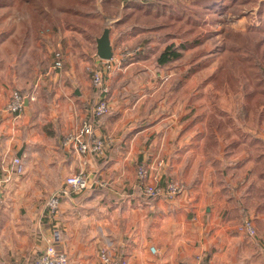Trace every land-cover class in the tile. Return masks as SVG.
<instances>
[{"label":"crops","instance_id":"0c3cea01","mask_svg":"<svg viewBox=\"0 0 264 264\" xmlns=\"http://www.w3.org/2000/svg\"><path fill=\"white\" fill-rule=\"evenodd\" d=\"M98 39L93 56L67 41L60 70L53 68L55 53L41 56L34 69L44 72L39 80L48 104L40 98L18 116L1 114L0 264H34L49 245L69 264H102L104 248L126 264H196L198 256L204 264H264V121L260 126L254 108L243 115L245 99L235 114V136L220 138L207 126L211 109L206 118L199 112L206 104L195 97L194 85H176L175 96L169 93L174 85L152 83L165 66L157 64L163 51L145 50L109 75L112 111L94 122L98 137L114 141L104 155L83 158L62 143L63 172L47 161L58 147L53 123L60 122L65 135L93 115L99 96L86 68L98 62ZM111 44L115 55L113 39ZM31 88L0 85V110L14 91ZM15 157L25 162L22 175ZM138 164L153 169L149 181L164 186L178 180L185 193L174 201L146 198ZM81 171L91 188L66 194L67 177ZM56 192L61 206L53 217L47 201ZM245 220L253 222L255 235L240 229Z\"/></svg>","mask_w":264,"mask_h":264},{"label":"rangeland","instance_id":"374dc122","mask_svg":"<svg viewBox=\"0 0 264 264\" xmlns=\"http://www.w3.org/2000/svg\"><path fill=\"white\" fill-rule=\"evenodd\" d=\"M71 3L74 5L72 10L55 9L48 18L46 15L49 11L46 10L42 12L40 18L38 11L35 10L32 15L25 5L20 6L19 0H0V85L7 87L32 85V90L39 83L36 101L42 98V102L46 105L48 98L44 96L48 93H43L39 80L44 72L34 69L39 65L37 61L40 57L53 56L57 51L64 52L69 48L67 41L73 43V46L81 47L84 56L87 54L93 56L95 39L100 38L108 28L104 24L101 3L99 0H75ZM250 9L246 6L241 8L239 3L229 4L225 9H220L222 11L217 15L220 20L198 32L201 35L198 44L187 42L191 41L195 34L184 38L160 37L149 30L131 32L127 25L116 24L109 28L110 39H113L114 47L117 48L115 54L117 57L126 51L145 53V50L147 52L150 49L151 52L160 54L172 44L180 46L182 43H188L182 57L164 67H158V72L155 73L157 76L154 77L156 81L153 78L151 81L153 84L155 82L158 85H165L167 89L169 85H174L170 86L172 90L176 85H194L195 97L206 104L199 112L206 113L204 115L206 118L211 109L207 123L209 130L211 128L212 131L219 133L220 138L227 137L228 140L231 136L234 137L236 130L239 129L240 124L237 123L235 114L240 113L239 105L245 101L243 87L250 88L251 85L242 70H247L249 59L254 63L260 58L261 53L256 55L255 46L264 38L258 29L260 21L256 15L257 8ZM78 34H82V38ZM69 35L73 36L69 38ZM135 58L136 56L133 57ZM129 60L131 59L123 60L122 64ZM154 62L153 66H155ZM86 72L91 80L89 67L86 68ZM146 79H140V83L145 82ZM173 92H176L175 96H177L178 91L169 89V93ZM259 99L264 103V96L258 95L255 97L256 104ZM209 105L210 108H207ZM251 108H254V113L260 115L261 126L264 121V105L257 104L253 107L252 104ZM205 125L206 123L204 127ZM58 126L60 127V122L52 125L57 134V151L46 155V159L60 174L63 172L61 170L64 163L63 159L62 162L60 161L61 144L72 130L69 128L64 135Z\"/></svg>","mask_w":264,"mask_h":264},{"label":"trees","instance_id":"16d2710c","mask_svg":"<svg viewBox=\"0 0 264 264\" xmlns=\"http://www.w3.org/2000/svg\"><path fill=\"white\" fill-rule=\"evenodd\" d=\"M20 6L26 8L33 15L35 10L41 18L42 12L48 10L46 18L51 16L55 9L72 10L74 6L71 2L75 0H19ZM104 13L103 19L106 27L110 28L113 24L117 26L127 25L129 31L149 30L157 36H180L187 37L194 35L193 39L188 40L189 44H198L201 29L215 23L220 18V9H225L229 4L239 3L241 8H257L256 15L260 21L259 31L264 35V0H99ZM250 9V10H251ZM249 15V14H248ZM188 43L180 46L172 44L165 48L157 59L159 66H164L182 57L183 51L188 47ZM256 55L261 53L253 63L248 61L247 70H242L246 74L250 88L243 87V95L248 104L242 106V113L246 117L251 111L252 100L256 96H264V38L258 41L255 46ZM58 52V51H57ZM56 54V52H55ZM140 54L139 52L137 53ZM263 57V58H262ZM262 59V61H261ZM250 62V63H249ZM97 91V90H96ZM99 96V93H98ZM259 105L264 103L259 99ZM111 114V113H110ZM109 114V115H110ZM108 116V115H107ZM105 116V117H107ZM93 115L88 119L98 122ZM222 130V129H221Z\"/></svg>","mask_w":264,"mask_h":264},{"label":"built area","instance_id":"2783aa9c","mask_svg":"<svg viewBox=\"0 0 264 264\" xmlns=\"http://www.w3.org/2000/svg\"><path fill=\"white\" fill-rule=\"evenodd\" d=\"M137 56L136 51H126L120 56L113 55L110 60H102L96 54L98 62L92 64L89 68L91 73V84L99 93V99L93 109V117L101 119L109 115L112 111L110 103V86L108 83L109 75L115 70L117 65L124 60L133 59ZM63 61L60 52L55 54V62L53 68L55 70L62 69ZM37 83L30 93L23 94L20 91H14L11 95L9 103L4 110H0V125L2 112L9 113L13 116L20 115L26 108L27 103L35 102L37 96ZM114 141L111 138H101L95 134L94 123L88 118L85 119L80 126H78L72 133H70L63 140V145L68 148H74L76 153L81 157L97 154L104 155L106 150L113 145ZM1 160V157H0ZM13 163L17 166L18 174L22 175L25 172V162L21 157H15ZM85 165V162L83 163ZM163 161L157 164L158 169L163 168ZM153 169L145 166L144 164L137 165V178L139 180V187L144 196L150 200H167L174 201L182 196L186 187L178 180H170L166 185L162 186L158 182L149 181ZM66 194L67 193H81L91 188V181L85 171L71 174L66 179ZM61 206V194L54 193L47 201L48 212L51 216L58 215ZM1 212V204H0ZM241 230L246 231L250 235L256 234V229L251 220H245L241 225ZM153 253L156 252L154 247L151 248ZM100 260L102 264H126L125 261L116 259L110 252L109 248H104L100 251ZM34 264H69V257L65 253H61L53 245L47 246L44 251L39 255ZM196 264H204L202 256H198Z\"/></svg>","mask_w":264,"mask_h":264},{"label":"water","instance_id":"95a60500","mask_svg":"<svg viewBox=\"0 0 264 264\" xmlns=\"http://www.w3.org/2000/svg\"><path fill=\"white\" fill-rule=\"evenodd\" d=\"M97 55L102 60H110L114 55L109 28H106L102 36L97 40Z\"/></svg>","mask_w":264,"mask_h":264}]
</instances>
